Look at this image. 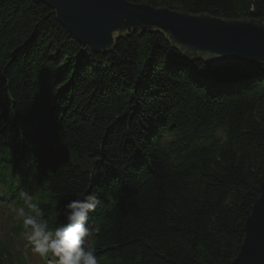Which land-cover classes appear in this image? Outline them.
<instances>
[{
  "label": "trees",
  "instance_id": "16d2710c",
  "mask_svg": "<svg viewBox=\"0 0 264 264\" xmlns=\"http://www.w3.org/2000/svg\"><path fill=\"white\" fill-rule=\"evenodd\" d=\"M128 1L264 19V0ZM263 179L264 64L210 66L160 31L95 52L47 4L0 0V264H27L21 191L52 228L95 193L99 264H231Z\"/></svg>",
  "mask_w": 264,
  "mask_h": 264
},
{
  "label": "water",
  "instance_id": "95a60500",
  "mask_svg": "<svg viewBox=\"0 0 264 264\" xmlns=\"http://www.w3.org/2000/svg\"><path fill=\"white\" fill-rule=\"evenodd\" d=\"M33 1L54 9L58 22L79 43L89 45L95 52L109 51L129 31H160L186 57H202L210 66L264 64V19L192 14L128 0ZM250 68L228 71L245 75ZM244 232L239 254L231 264H264V179Z\"/></svg>",
  "mask_w": 264,
  "mask_h": 264
},
{
  "label": "clouds",
  "instance_id": "9594fccd",
  "mask_svg": "<svg viewBox=\"0 0 264 264\" xmlns=\"http://www.w3.org/2000/svg\"><path fill=\"white\" fill-rule=\"evenodd\" d=\"M20 199L24 206L15 210V217L22 223V235L34 253L45 259L51 253L55 264H99L92 231L86 226L89 213L100 203L95 193L69 201L64 213L67 222L55 228L42 218L40 204L33 195L21 191Z\"/></svg>",
  "mask_w": 264,
  "mask_h": 264
},
{
  "label": "rangeland",
  "instance_id": "374dc122",
  "mask_svg": "<svg viewBox=\"0 0 264 264\" xmlns=\"http://www.w3.org/2000/svg\"><path fill=\"white\" fill-rule=\"evenodd\" d=\"M3 204L0 203V236L2 238V240L5 241L6 244L10 243L12 240V237H11V232H10V229L8 227V225L6 226V223L8 222L7 221H4L2 219L3 215L2 214V211H3ZM4 217H7V214L5 213L4 214ZM9 224V223H8ZM15 249L20 251V253L24 254L23 257H27V261L28 263L30 264H36L34 261L36 259H38V257H41L38 253H34L32 251V246H30L28 244V241L24 238V236L22 237V239L19 241V240H16L15 241ZM29 257H33V258H36L35 260L33 259H30Z\"/></svg>",
  "mask_w": 264,
  "mask_h": 264
},
{
  "label": "bare ground",
  "instance_id": "6f19581e",
  "mask_svg": "<svg viewBox=\"0 0 264 264\" xmlns=\"http://www.w3.org/2000/svg\"><path fill=\"white\" fill-rule=\"evenodd\" d=\"M51 263H55V258H53V261Z\"/></svg>",
  "mask_w": 264,
  "mask_h": 264
}]
</instances>
